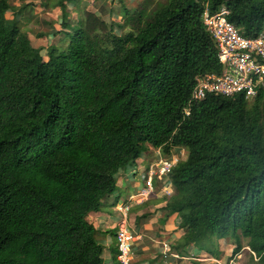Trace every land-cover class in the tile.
Returning <instances> with one entry per match:
<instances>
[{
  "label": "trees",
  "instance_id": "1",
  "mask_svg": "<svg viewBox=\"0 0 264 264\" xmlns=\"http://www.w3.org/2000/svg\"><path fill=\"white\" fill-rule=\"evenodd\" d=\"M12 1L0 0V264H104L88 218L149 148L189 151L161 204L182 220L183 245L224 264L249 249L240 264H264V89L209 96L184 116L197 80L223 73L205 8L226 7L255 39L264 0H144L123 25L84 10L78 30L72 0H47L68 41L49 52L9 24Z\"/></svg>",
  "mask_w": 264,
  "mask_h": 264
},
{
  "label": "crops",
  "instance_id": "2",
  "mask_svg": "<svg viewBox=\"0 0 264 264\" xmlns=\"http://www.w3.org/2000/svg\"><path fill=\"white\" fill-rule=\"evenodd\" d=\"M46 1L14 0L10 15L12 17L11 21H17L21 28L31 27L33 29L32 33L37 35V40L34 41L35 44L41 43L45 46L50 44V48V46L54 47L57 34L62 29L63 20L61 10L45 8ZM72 1L74 3L68 6V10H70L71 18L74 20L79 16L75 13L72 17L71 9L74 5L76 7L80 6L82 0L80 3L79 0ZM142 1L92 0V2L86 1L87 5L84 10L94 13L107 24H120L125 20V11L138 7ZM22 6H28L23 17L19 14ZM47 23L50 25L48 26ZM50 29H55V31H49ZM39 34H45L48 39L38 37ZM188 154L189 151L184 148L174 149L170 155L149 148L134 166L127 167L118 175L117 179L124 172L130 174L131 177L126 178L128 185H133L134 178L140 175L144 184L142 188H126L128 200L122 206L117 202L118 198L112 196L108 200L111 201L113 207L108 209L105 204L99 212L90 215L88 218V222L97 230V242L104 249L107 264H119L117 259L118 241L115 238H117L120 228L123 227H126L129 231L133 243V256H130V260L133 261L132 264L224 263L223 260L216 261L212 257H208L206 253L200 256L201 252L196 248L183 245L188 239L185 232L181 230L182 220L178 215L165 214L164 211H161V204L165 201L162 198L164 194L155 193L149 201L141 206L130 203L131 198L136 197L143 189L148 187L151 177L154 178L155 188L162 187L173 191L170 181L171 174L164 178L162 182H156L162 169L161 165H169L170 163L173 170L179 163L186 161ZM125 209H128L127 217L124 216Z\"/></svg>",
  "mask_w": 264,
  "mask_h": 264
},
{
  "label": "built area",
  "instance_id": "3",
  "mask_svg": "<svg viewBox=\"0 0 264 264\" xmlns=\"http://www.w3.org/2000/svg\"><path fill=\"white\" fill-rule=\"evenodd\" d=\"M229 16L230 12L226 7H222L214 14L209 11V8H205L203 23L217 46L223 73L221 75L205 74L197 80L188 108L184 112L186 118L191 116L193 105L205 101L209 96H221L227 99L245 96L255 99L264 89V33L255 39H247L230 23ZM169 168L167 164L162 165L161 180L169 175ZM152 179L153 177L147 188L131 198L130 203L141 206L155 193L162 194L161 187L155 188ZM163 194L164 197L172 196V193L165 189ZM127 212L128 209H125V217L128 215ZM117 241L118 263L132 264L130 256L133 243L126 227L120 228Z\"/></svg>",
  "mask_w": 264,
  "mask_h": 264
},
{
  "label": "rangeland",
  "instance_id": "4",
  "mask_svg": "<svg viewBox=\"0 0 264 264\" xmlns=\"http://www.w3.org/2000/svg\"><path fill=\"white\" fill-rule=\"evenodd\" d=\"M41 1V0H40ZM80 1L81 0H79V3H80ZM92 2V0H82L81 1V4H80V6H78V7H76V5H74L73 7H72V9H71V11H72V17L75 15V13L79 16V17H77L76 19H72L71 18V24L73 25V27L76 29V30H78V29H80V27H79V22H80V17L82 16V14H83V12H84V9L86 8V5H87V2ZM13 2V1H12ZM12 2H11V4H12ZM59 1H57V3H58ZM144 2V0L139 4V6L142 4ZM39 4V3H38ZM49 5H53V1H51V2H49ZM125 15H126V11H125ZM125 18V17H124ZM7 19H8V21L10 22L11 20H12V17H11V15H10V13H9V15L7 16ZM15 22H17V21H11L10 22V25H13ZM75 22V23H74ZM121 25H123V22H121L120 23ZM49 26V25H48ZM23 29H26L29 33H32V31H33V29L30 27V28H24V27H22ZM49 31H55V29H50ZM117 34H121V32L120 31H117ZM58 36H57V38H56V40H55V47L56 48H58L59 50H62L63 48H65L66 47V44L68 43V41H67V37L64 35V34H57ZM32 38L31 39H33V42L35 41V40H37V35L36 34H34V35H32L31 36ZM53 39H54V37H52ZM48 43H49V40L47 41ZM42 44L41 43H34V46L35 47H37V48H39V46H41ZM49 45L50 44H46V46L45 45H42L43 46V49H44V51H46V52H49V50H51L53 47H51L50 46V48H49ZM171 161V160H170ZM138 162V161H137ZM139 165V164H138ZM137 165V166H138ZM136 166V167H137ZM169 166H170V168H169V172H174V169L172 170V166H171V164L169 163ZM129 177H131L130 176V174H128V173H123L122 175H121V177L118 179V181H117V191L115 192V195H114V197L115 198H118V200H117V202L119 203V205L120 206H122L123 204H124V202L126 201V200H128L127 199V196H126V188H131V187H139V188H142V186H143V184H144V181H143V179H142V177H140V175H137L135 178H134V181H133V185H128L127 184V182H126V178H129ZM172 193H173V191H172ZM168 198H170V197H164V199H168ZM106 206H107V208L109 209V208H111V207H113V205H112V203H111V201H109V200H107L106 201ZM208 236L209 237H212V235L209 233L208 234ZM213 239H215V237H212ZM115 239H117V238H115ZM221 242H223V243H225V245H229V240H226V239H224V240H220ZM215 242H217V240H215ZM244 242H245V244H247L248 242H249V240H244ZM231 243V242H230ZM215 245H216V243H215ZM219 247V246H218ZM217 247V248H218ZM235 247L236 246H234V245H230L229 247H228V250H227V252L226 253H228V255L230 256V255H232L233 254V252H234V249H235ZM217 248L215 249L216 251H217ZM218 253H220V250H218ZM241 254H243L244 255V258L242 257V255H239L238 256V260H239V262H242V263H244L246 260H247V258H248V256H249V252H248V250L246 249L245 250V252H242Z\"/></svg>",
  "mask_w": 264,
  "mask_h": 264
},
{
  "label": "clouds",
  "instance_id": "5",
  "mask_svg": "<svg viewBox=\"0 0 264 264\" xmlns=\"http://www.w3.org/2000/svg\"><path fill=\"white\" fill-rule=\"evenodd\" d=\"M164 165V164H163ZM162 166V165H161ZM171 174V176H172V172H170L169 173V175ZM168 175V176H169ZM164 180V179H163ZM163 180H161V177H160V174H159V177L156 179V182L157 181H159V182H162ZM152 182H153V185H155V182H154V178L152 179ZM155 187V186H154ZM161 189H162V194H163V189H165V188H162L161 187ZM166 190V189H165ZM169 191V190H168ZM171 193H172V191H170ZM172 195H173V193H172ZM162 198H164V196L162 197ZM244 240H248V238H244ZM102 247V246H101ZM103 248V247H102ZM104 250V249H103ZM249 250V249H248ZM218 251V250H217ZM118 254H119V248H118V245H117V257H118ZM206 255L208 256V257H212L214 260H216V261H221L219 258L217 259L214 255H211V254H208V253H206ZM105 256V255H104ZM132 256H133V253H132ZM218 256V255H217ZM133 262V261H132ZM104 264H107L106 262H105V259H104ZM200 264V263H199ZM224 264V263H223ZM231 264H240V262H239V260H238V258H236L235 260H233L232 262H231Z\"/></svg>",
  "mask_w": 264,
  "mask_h": 264
}]
</instances>
